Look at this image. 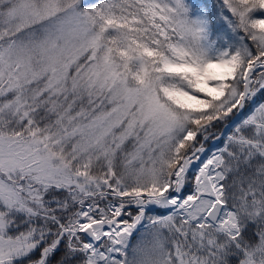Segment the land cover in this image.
<instances>
[{
  "label": "snow or ice",
  "instance_id": "6c2138e0",
  "mask_svg": "<svg viewBox=\"0 0 264 264\" xmlns=\"http://www.w3.org/2000/svg\"><path fill=\"white\" fill-rule=\"evenodd\" d=\"M0 264H264V0H0Z\"/></svg>",
  "mask_w": 264,
  "mask_h": 264
}]
</instances>
